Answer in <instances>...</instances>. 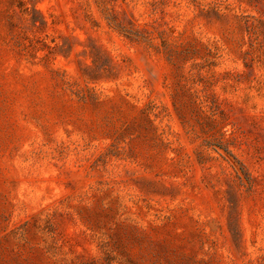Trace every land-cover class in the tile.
I'll list each match as a JSON object with an SVG mask.
<instances>
[{
  "label": "rangeland",
  "instance_id": "374dc122",
  "mask_svg": "<svg viewBox=\"0 0 264 264\" xmlns=\"http://www.w3.org/2000/svg\"><path fill=\"white\" fill-rule=\"evenodd\" d=\"M0 264H264V0H0Z\"/></svg>",
  "mask_w": 264,
  "mask_h": 264
}]
</instances>
